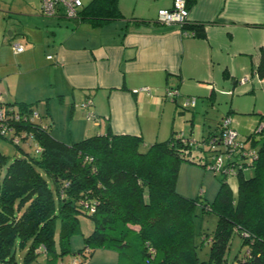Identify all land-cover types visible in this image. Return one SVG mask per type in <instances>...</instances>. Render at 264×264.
Listing matches in <instances>:
<instances>
[{"label": "trees", "instance_id": "16d2710c", "mask_svg": "<svg viewBox=\"0 0 264 264\" xmlns=\"http://www.w3.org/2000/svg\"><path fill=\"white\" fill-rule=\"evenodd\" d=\"M123 17L119 0H91L76 20L99 26ZM258 71L263 77L264 57ZM46 117L47 127L35 131L43 151L14 159L0 186V264H17L16 245L28 243L25 264L41 252L49 263L69 253L81 254L85 263L98 248L116 250L118 264H200L198 252L207 242L211 246L204 264H264V129L258 138L255 132L248 136L253 146L262 142L253 148L257 156L237 169V192L230 175L222 174L209 202L179 193L177 179L183 161L207 167L215 151L211 141L222 142V122L219 132L203 139L207 149L198 147L210 153L197 160L191 138L175 131L146 147L142 136L110 129L66 143L53 137ZM5 162L0 153V164ZM248 170H253L250 176ZM197 205L217 215L212 233L197 229ZM81 214L92 219L94 230L75 252L70 239L82 232ZM235 234L246 249L229 260Z\"/></svg>", "mask_w": 264, "mask_h": 264}, {"label": "crops", "instance_id": "0c3cea01", "mask_svg": "<svg viewBox=\"0 0 264 264\" xmlns=\"http://www.w3.org/2000/svg\"><path fill=\"white\" fill-rule=\"evenodd\" d=\"M187 1L184 25L158 19L159 10L171 8L174 0H119L124 17L93 26L46 16L41 0H0V86L18 104L40 102L47 122H56L53 99L73 101L74 141L110 129L142 136L146 146L181 129L186 135L181 102L197 96L188 126L193 133L200 95L214 99L218 89L239 84L264 88L258 71L264 57V0ZM16 42L23 51L14 50ZM169 87L179 91L174 101L166 96ZM87 100L90 105H84ZM90 112L97 120L88 117ZM260 119H250L251 127ZM52 121L51 134L66 142L53 134ZM240 125L233 126L242 134ZM203 133L202 142L212 134ZM83 264H118V252L98 248Z\"/></svg>", "mask_w": 264, "mask_h": 264}, {"label": "rangeland", "instance_id": "374dc122", "mask_svg": "<svg viewBox=\"0 0 264 264\" xmlns=\"http://www.w3.org/2000/svg\"><path fill=\"white\" fill-rule=\"evenodd\" d=\"M91 0H84L85 3H89ZM73 21V20H71ZM217 98L210 99L208 97H203L200 95L198 97V109L196 111V129L193 133L189 132L188 126L193 125L192 111L196 108H183L187 114V130L186 135L194 138L193 148L194 157L199 159V156L203 154H209L210 152H205L203 149L198 147H207L204 142H202L201 131L203 134L216 133L219 132L218 126L223 121V119L228 115L232 118L233 125L240 129V124L242 126V134L239 133L240 140H246L247 148H258L262 141L253 146L252 138L249 139L248 135L255 131L256 126L251 127L249 120L254 118L264 119V88L259 85H242L239 84L235 87H228L226 89L217 90ZM197 97V96H196ZM14 102L13 100H10ZM73 102V101H72ZM72 102L64 104L62 101L53 99L51 103V109L54 115L57 117L52 121L48 118V121L54 125L53 134L58 136V138L65 140L66 142L77 140L75 135L72 136V130H74V115L72 111ZM36 106L41 110L45 111L44 106L40 102H35ZM230 109H233L231 115L228 114ZM87 119V113L84 115ZM260 119V120H261ZM241 120V121H239ZM239 122V123H237ZM244 127V128H243ZM56 129V131H54ZM185 129H181V132ZM179 132V133H181ZM256 137H260V133L255 134ZM80 140V139H79ZM146 145L144 144V147ZM23 148V149H22ZM144 149V148H143ZM207 149V148H206ZM25 152H34V150L28 145V143H22L21 147L12 142L9 138H5L0 135V153L6 156V162L0 167V186L6 174L8 165L16 158L23 157L26 155ZM210 158V157H209ZM253 170L245 171L246 176H250ZM220 178L222 174H216L214 170L201 166L190 161H183L180 166L178 179H177V190L184 196L196 199L212 202L218 192L220 187ZM228 181L232 186L233 190L237 192L238 188V176L236 174L230 175ZM195 223L197 229H203L206 232L212 233L217 225V215L212 212H203L200 205L196 206L195 210ZM81 231L80 233L74 234L70 239V247L72 251H78L84 247V238L92 233L94 230V222L92 219L86 215H80ZM56 240L59 239V228L60 222L57 224ZM29 243L26 246L16 245V260L17 264H25L24 256L28 250ZM210 242L204 244V246L199 249V258L201 260L200 264H204L203 261L208 260L210 251ZM246 247L243 245L242 239L238 234H235L232 238L231 245L227 257L229 260H233L236 255H241L244 253ZM83 259L84 256L79 254ZM74 254L58 255L54 263H49L46 259V254L41 252L38 257L31 261L30 264H72L74 259ZM83 264V263H82ZM226 264V262L224 263Z\"/></svg>", "mask_w": 264, "mask_h": 264}, {"label": "built area", "instance_id": "2783aa9c", "mask_svg": "<svg viewBox=\"0 0 264 264\" xmlns=\"http://www.w3.org/2000/svg\"><path fill=\"white\" fill-rule=\"evenodd\" d=\"M42 13L49 17L62 15L69 19H77L79 11L84 6V0H41ZM189 17V7L187 0H174L171 8H163L158 12V19L161 23L172 24L178 23L184 25ZM24 47L21 43L14 44L16 52L23 51ZM52 58V55L48 56ZM245 78L242 82H245ZM147 89V88H145ZM167 98L176 100L179 91L176 88L169 87L166 90ZM91 101L87 100L84 105H90ZM196 104V97H186L181 102L183 108L193 107ZM43 114L36 105H21L17 102H11L6 91L0 86V135L9 138L16 145L22 143L28 145L34 150L33 153L40 154L43 147L38 140L35 131L39 128H46L47 124L42 120ZM89 118L97 120L94 112L89 113ZM36 129V130H35ZM222 142L220 145L213 144L212 149L215 150L210 156L207 167L215 171L216 174L234 175L237 169L242 166L243 162L251 161L256 156V150L247 148L246 140L239 139V133L233 126L230 116H226L221 124ZM264 129V120H261L256 126L255 133H260ZM184 133H181L183 135ZM192 143L193 141L190 140ZM232 164L227 165L228 162ZM2 164H0L1 167ZM94 210V207H91ZM72 264H82L81 257L76 255L72 260Z\"/></svg>", "mask_w": 264, "mask_h": 264}]
</instances>
